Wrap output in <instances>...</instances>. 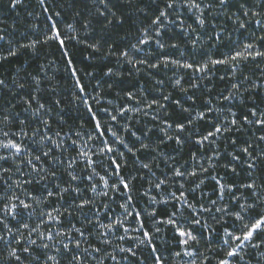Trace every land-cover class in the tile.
I'll return each instance as SVG.
<instances>
[{
	"label": "trees",
	"instance_id": "1",
	"mask_svg": "<svg viewBox=\"0 0 264 264\" xmlns=\"http://www.w3.org/2000/svg\"><path fill=\"white\" fill-rule=\"evenodd\" d=\"M185 2L186 0H178L175 10H169L170 19L177 23L163 25L161 36L156 37L153 31L155 26L151 25V20L155 15H158L157 9L165 6V0H108V8H104L98 0H45L43 6L40 5L39 0H22L15 8L9 6L8 0H0V29L4 30L2 34L6 36V41H0V55L5 54L10 45L17 48L15 57L0 61V79H4L9 85V88L0 87V141L5 140L2 131L19 132L21 125L18 121L25 120L27 124L25 130L28 131L29 138H25L23 144L29 151L39 150V144L33 143L31 139V130L39 126V121L32 116L31 111L23 110L26 105L23 104L22 99H19L30 90L31 77L38 76L42 81L39 93L41 100L51 103L55 99H59L62 102L59 108L52 104L53 111L48 117L51 127L50 129L41 127V131H48L50 135L60 131L62 134L67 133L68 136H72L79 129L83 135L78 142H88L87 134L93 129L94 124L90 121L84 105L74 99V96L78 95V90L75 87L71 69L68 67V59H71L77 71V78L84 85L86 95L90 98L92 108L100 110V116L107 119L102 109L107 108L115 113L121 107H129L132 110L125 113L124 116L117 117L118 123L113 126L114 129L129 146L135 145L140 148L141 142L149 145L148 150H140L135 156L127 152L124 145H114L117 148L115 154L117 159H120L119 152L125 154L124 159L120 161L123 165L121 175L130 179L135 177L131 181L133 187L131 196L132 207L136 211L144 212L155 209L156 218H163L174 210L175 202L156 204L151 202L150 197H155L159 201L169 192H176L178 195L181 190L185 191L188 201L197 207L200 204L210 205L211 200L218 199V192L214 190L216 188L215 181L211 179L212 175H216L218 178L223 176L227 183L236 184L235 194L241 198L242 203L245 202L244 197L249 194L250 190L240 189L239 184L253 179L259 186L264 181V164L258 165V170L254 171L253 176L249 178L247 170L242 167L241 163L232 162L240 173L238 176L234 175L231 171L226 172L223 167L231 160L227 155L228 152L233 151L230 141L221 138L215 144L205 143L201 147L195 143V140L200 133L206 134L211 126L207 121L223 123L225 117L231 118L230 110L237 114L252 106L264 110V58L238 59L234 62L230 61L228 65L213 66L210 63V58L221 59L233 55L237 51L245 52V44L254 45L252 49L248 50L250 52L264 51V39H261L264 37V0H229L226 9H221L219 6L205 8L206 23L203 28L196 23L195 10L190 12L187 7L182 6ZM196 2L202 6L209 3L218 5V0H196ZM242 4L244 8H241ZM45 7L49 9L47 13L44 12ZM97 8L103 10L108 18L113 20L111 25L104 26L106 21L99 16ZM245 9L250 10L248 16L244 15ZM251 10L259 12L260 15L252 16ZM56 12L60 13L59 17L54 15ZM111 12H115L116 16L113 17ZM233 13H236L240 20L246 23L245 28L239 27V21L233 22L235 20ZM49 15L53 16V21L58 23L64 35L78 38L66 42L68 57L63 55L59 45L55 43L38 44L35 50L19 47L20 44H26L29 40L41 37L48 30ZM229 17L232 18L229 19ZM179 19H183L185 22L184 31L180 28ZM258 19L262 21L260 25L256 23ZM69 24L72 25L71 30L68 28ZM85 24L88 25L87 28L84 27ZM189 25H191V29L188 28ZM145 29L148 30L151 39L148 43L141 45L138 41ZM217 33L220 34L219 38ZM157 40L164 45L163 48L158 46ZM194 40L196 41L195 47L192 44ZM173 44L177 46L172 47ZM89 45H97L99 50H94ZM133 45H137V48H133ZM125 51L129 56L121 59L120 54ZM166 58L169 61L179 60L181 63H191L196 67L207 64V68L203 73L196 72L194 69H185L170 62L165 64ZM129 59L132 63H129ZM139 61H144V63H139ZM152 65L156 66L152 67ZM233 65H238L235 73L232 71ZM109 68L112 69V73L105 75ZM13 76L25 82L29 87H26L25 90L15 89ZM221 77L224 78L221 79ZM177 80L180 81L179 85L176 84ZM233 83L238 84L243 95L237 94L236 99L231 103L223 101L222 96L233 91L231 88ZM50 87L55 91H50ZM129 92L134 94V99H128L127 93ZM165 96L168 97L167 100L164 99ZM92 97L100 99V104L92 103ZM153 99L157 100L158 104H163L164 107L153 105L148 108V103ZM176 101H179V106ZM205 101L210 103L206 105ZM183 108H188L190 112H183ZM208 108L213 111L207 112ZM136 109L139 111H135ZM202 111L207 114V121L194 120L191 125H188L187 130L180 133L184 140L182 146L176 145L174 140H166V133L172 136L177 135L175 122L183 121L187 125L190 114L196 116ZM5 115L11 118V123L3 122ZM154 117L156 118L154 119ZM82 121L85 123L81 129ZM165 122L171 123L173 127L168 129ZM124 124L128 125L130 131L123 130L122 125ZM149 128L152 131L148 136H144L145 131ZM252 131L249 129L226 135H232L240 141L250 140L256 143L251 136ZM132 132L140 137L139 141L132 135ZM68 136H65V140L70 145L71 140L68 139ZM9 138L19 142V138L16 136ZM107 138L112 139L110 136ZM35 139L38 141L39 136ZM162 139H165L166 142L161 143ZM260 147L264 148V142L260 144ZM217 148L220 159L215 163L219 166L215 169L209 168L208 172L201 173L200 166L208 167V157L213 155L211 149ZM0 154L8 155L3 149H0ZM54 154L57 157L62 155L60 151H55ZM193 154L197 157L196 161L192 159ZM64 155L74 156L75 153L69 152ZM239 155L243 159V154L239 153ZM93 159L97 161L96 171L99 174L93 177V182L97 185L98 192L108 191V196L112 199L103 195H94L88 190L89 182L85 179L79 182L83 190L81 198L91 197L95 207L75 210L71 217H68L65 212L61 217L63 220L61 225H50L41 223V220H47V217L41 215V211H51L61 204L67 207L76 193H72L71 196L65 194L63 200L53 197L38 205L33 202L31 209H17V219L8 218L9 226L13 228L15 235L8 236L4 232L2 224H0V235H4L11 241L12 247L21 249V255H24L22 249L27 244L28 230L20 228L18 221L28 223L31 228L39 225L40 231L45 234L49 227H52L55 232L57 228L67 229L75 224L77 227L83 228L85 234L88 235V233H94V229L93 225L85 219L86 216L94 219V214L99 211L100 219L105 222H107L108 216L123 218L120 203L124 197L106 189L99 179V176H105L109 184L113 182L114 178L104 171L110 161L101 156H94ZM141 163H149L151 171L141 168ZM175 166H180L182 170L186 169L189 172L195 168L198 175L174 177L172 168ZM4 167L12 168L13 171L10 173L0 172V196L11 195L12 192H15L21 199H25L27 193H32L40 196L43 200V197L46 196L45 185L55 189L56 183L67 179L66 176L61 175L59 181L49 180L40 185L24 184L20 188L16 187L14 183L16 179H35L36 174L32 173L27 166L22 167L23 175L16 172L11 157L7 161H0V169ZM82 173L83 165H79L76 174L81 175ZM164 178L168 179V184L162 186L161 190H157L155 182ZM201 179L204 181L202 184H200ZM181 183L184 185L183 189L180 188ZM197 184H200V187L193 192L192 189ZM9 185L11 188L8 187ZM230 196V193H225L224 200L218 201V203L236 207L230 204ZM78 202L79 200H77ZM104 203L108 204L107 209L103 207ZM3 205L4 201L0 200V216L3 214ZM61 210L63 211V209ZM183 213L184 216H181L180 219L184 221V217L189 213L186 208L183 209ZM213 215L220 216L221 213H215L213 210V213L200 214L201 223L207 222L208 231H204L200 226H195L193 229L200 237L199 243L193 242L195 246H198V255L202 256L199 264H218L219 260L226 257L223 232L225 227L232 228L234 221L231 217H225L226 223H217L212 218ZM132 219L135 220L134 217H131ZM143 221L144 230H149L153 234V242L158 248V254L161 256L163 264L176 263L178 258L174 255L176 252H180L181 248L177 243L179 237L174 238L172 229L166 228L164 225H157L161 231L156 233L153 228V218L150 216H144ZM187 225L189 228H193L190 223ZM17 228H20L23 233V239L19 245L15 244V238L19 235L16 233ZM117 230L123 234L122 229ZM100 231L103 230L100 229ZM140 233L142 234V232ZM72 235L76 236L75 233ZM107 235L109 236V233ZM31 238L40 242L37 233H33ZM258 238V240L264 239V233H260ZM56 239L61 238L56 237ZM99 239L95 234L88 235L91 244L98 245L102 252H111L117 257L120 264H126L125 257H128V260L134 259L135 264H140L141 259L144 260V264H151L150 249L140 244H133L132 239H125V244L137 251L136 258L128 256L126 252H120L121 246L113 237H110L109 244H100ZM87 246V244H82L81 250ZM4 247L3 242L0 241V249ZM33 249L37 254L40 253V250L35 249V246ZM262 252H264V246L259 250L249 248L244 261L247 264H261L263 259L258 262L257 258ZM90 264H98V260L93 259ZM104 264H115V262L110 258H105Z\"/></svg>",
	"mask_w": 264,
	"mask_h": 264
},
{
	"label": "snow or ice",
	"instance_id": "2",
	"mask_svg": "<svg viewBox=\"0 0 264 264\" xmlns=\"http://www.w3.org/2000/svg\"><path fill=\"white\" fill-rule=\"evenodd\" d=\"M9 6L11 8L17 7L22 0H8ZM99 4L103 5L104 8H108V0H98ZM41 6L45 4V0H39ZM178 0H165V6L163 8H158V15L151 20V25L155 26L153 31L155 32L156 37H160L162 33L163 25L165 24H176L177 21H173L170 19L171 13L169 10H175L177 7ZM229 0H218V5L214 3H209L205 5H201L197 3L196 0H186L183 7H187L189 11L195 10L196 13V23L203 28L206 23V18L204 16L205 8H213L219 6L221 9H226L228 7ZM241 8H244V5H241ZM49 11L48 8H44V12L47 13ZM248 9L244 10V15H249ZM97 12L100 17H103L106 21L105 27L111 25L113 23L112 19H109L106 13L97 8ZM56 17L60 16L59 12L54 14ZM113 17L116 16L115 12H111ZM235 16L234 23L239 21V27L245 28L246 23L240 20V17L236 15V13L232 14ZM252 16L260 15L259 12L255 10H251ZM232 17H229L231 19ZM48 20L50 24L48 26V30L44 32L41 37H37L35 39L29 40L26 44H20V48H27L31 50H35L38 44H50L55 43L58 44L63 55L68 57L67 41L69 40H77L76 36H66L62 33L61 29L58 26L57 22L53 21V16L49 15ZM180 28L184 31V20L179 19L178 21ZM256 23L260 25L262 23L261 20H256ZM85 28L88 27L87 24L84 25ZM215 27V25H213ZM68 28L71 30L72 25H68ZM191 29V25L188 26ZM3 29H0V41H6V36L3 35ZM220 34L217 33V37L219 38ZM151 39L148 30L145 29L141 33V38L139 39V44H146ZM199 39V37H197ZM264 39V37H261ZM79 42V41H78ZM10 43V42H9ZM157 44L160 48H163L164 45L157 40ZM193 47L196 46V41H192ZM94 50H99L97 45H89ZM172 47H176L177 45L173 44ZM254 47L253 44H245L244 49L245 52H235V54L230 56H225L221 59L210 58V63L215 65H228L230 61L234 62L238 59H256L257 57L264 58V51L256 50L254 53L248 51ZM133 48H137V45H133ZM247 53V54H245ZM17 55V48L10 45L5 54L0 55V61H6L10 57H15ZM129 54L127 51L120 54V58H128ZM172 63L179 67H183L185 69H194L196 72H205L207 68V64L202 65L200 67H196L191 63H181L179 60L169 61L167 58L164 60L165 64ZM129 63H132L131 59H129ZM139 63H144V61H139ZM156 65H152L155 67ZM44 67V65H41ZM68 67L71 69V75L74 78L75 87L78 90V95L74 96V99L79 100L85 107L90 121L94 124L93 129L87 134V141L91 142H78L82 137L83 133L81 130H76L72 136H68L67 133L62 134L60 131H57L53 135H50L48 131H41V127L44 129H50L51 124L48 117L51 116L53 111L52 104H54L57 108L61 106V100L55 99L51 103L46 101H42L40 97V89H41V79L38 76L31 77V87L30 90L25 92L22 97L23 104L26 107L23 109L25 112L31 111V114L34 118L39 121V126L32 129V142L38 143L40 148L39 150L29 151L27 147L23 144V140L25 138H29L28 131L25 130L27 127L25 120H19V124L21 128L19 132L9 133L8 131H2V135L5 137V140L0 141V149L5 150L8 155L0 154V161H7L10 157L13 160V165L16 172H20L23 175L22 167L27 166L32 173L36 174V178H28V179H16L14 181L16 187L22 188L24 184H37L40 185L45 181H59L60 176H66L67 179L62 180L60 183H56L55 189L49 188L45 185L46 196L43 197V200L40 196H36L32 193H27L25 199H21L19 196L12 192L11 195L0 196V200L4 201L2 216H0V224L3 225L4 232L8 236H14L13 228L9 226L8 218L11 217L13 220L17 219L18 208H23L25 210L31 209L33 207V202L35 204H40L49 198H58L59 200H63L65 194L71 196L72 193H76L75 196L72 197L71 203L65 207L61 204L59 207L53 208L51 211H41V215L43 217H47V220H41V223H49L50 225H61L63 220L61 217L64 216L66 212L68 217L73 215L75 210H83L86 207H95L94 200L91 197L81 198L82 189L80 187V183L83 180H87L89 183L87 188L94 195H103L108 199H112V197L108 196V191L98 192L97 185L93 182V177L99 175L96 171L97 161L93 159L94 156H101L104 159L110 161L108 166L104 169L105 173L111 175L114 180L111 184L105 178V176H99V179L103 182L106 189L110 190L113 193H119L124 197L123 201L120 203V208L123 210V218L107 217V222L100 219V213L97 211L94 214V219L85 217L89 224L93 225L94 233H88V235L95 234L98 236L100 244H109L110 240L108 238V233H115L117 229H123V235L118 236L117 238L120 240H124L126 237L129 239L138 240L140 245H143L150 249L151 251V264H163V260L161 256L158 254V248L154 245L153 242V234L149 230H144V216H150L153 218V228L156 233L161 231L160 227L157 225H164L166 228H170L173 231L174 238L179 237L177 243L182 247L187 249L191 243H199V235L194 232L195 226H200L204 229V231H208L207 222L201 223V213H221L220 216L213 215L212 218L217 221V223H226L225 217H231L234 221L232 225V230H229L227 227L224 228L223 235L226 238L224 239V244L228 246V251L226 253L227 257H240V261L243 264H247L244 261V257L241 255V252L250 247L252 249L259 250L262 246H264V239L255 240V237L260 233H264V181L258 186L256 181L253 179H249L248 182H241L239 184L240 189L250 190L249 194L244 197L245 202H241V198L235 194L237 190V186L234 183H227L223 176L219 178L216 175H212L211 179L215 181L216 188L215 191L218 192V199L211 200L210 205L200 204L197 207L195 204H192L188 201L187 195L185 191L181 190L177 195L176 192H169L166 196H164L161 200H156L155 197H150L152 203H164L169 204L170 202L174 203V210L171 213L166 214L163 218H156L157 213L156 210L153 209L151 211L145 210L144 212L136 211L135 208L132 207L133 199L131 196V192L133 191L132 187V179L135 177L127 178L121 175V159H124V152H119L120 159H117L115 154L117 153V148L114 145L122 144L126 148L127 152L131 153L133 156L140 150H148L149 145L141 142L140 148H137L135 145L129 146L124 138L118 134V131L114 129V125L118 123L117 117L124 116L125 113L132 110L129 107H121L116 110L115 113L109 111L107 108L102 109L105 113L107 119L102 118L99 114L100 110H94L90 103V98L86 95V89L81 81L77 78V71L73 66V62L71 59H68ZM238 65H233L232 71L236 72ZM112 73V69L109 68L105 75H109ZM91 75V73H88ZM224 77H221L223 79ZM247 79V77H245ZM176 84L179 85L180 81L177 80ZM13 86L15 89L25 90L26 87H29L22 80L17 79L13 76ZM0 87L9 88V85L6 83L4 79H0ZM111 87V85H109ZM195 87V85H193ZM233 91H229L227 95L222 96L223 101H231L236 99V95H243L240 91L238 84L233 83L231 86ZM50 91H55L51 87ZM15 94V93H13ZM127 97L129 100L134 99V94L129 92L127 93ZM165 100L168 99L167 96L164 97ZM191 99V98H190ZM253 97V101H254ZM92 103L100 104V99L96 97L91 98ZM179 106V101H176ZM209 101H205V104H209ZM47 104V106H46ZM153 105H157L158 107L163 108V104H158V101L153 99L150 103H148L147 107L151 108ZM15 107V105H13ZM135 111H139L136 109ZM183 112L189 113L190 110L188 108H183ZM211 108L207 109V112H212ZM47 114V115H45ZM147 114V113H145ZM230 117H225L224 122L220 123L207 121V114L205 112H199L196 116L189 115L187 125L183 121L175 122V132L177 135L172 136L166 133V140H174L175 144L178 146H182L184 144V140L180 133H183L187 130V126L191 125L194 120H206L211 126L208 128L206 134L200 133L199 137L195 140L197 145L201 147L204 146L205 143L212 145L215 144L217 140L223 138L225 141H230L233 146V151L228 152L227 155L230 156L231 160L223 165L226 172L231 171L234 175H239L240 173L237 171V167L232 162L241 163L242 167L247 170V175L249 178L253 176V172L258 170V165L264 164V148L260 147V144L264 142V110L259 109L255 106L248 107L246 111H242L237 114L235 111L230 110ZM156 117H154L155 119ZM5 124L11 123V118L8 115L4 116ZM84 121L81 122L80 128L82 129L84 126ZM166 123V127L171 129L173 125L171 123ZM107 125V127H105ZM122 128L125 132L130 131L127 124L122 125ZM249 129H252L251 136L256 143H253L250 140L240 141L238 138H234L232 135H226L231 133L244 132ZM71 131V129H70ZM152 131L151 128L145 131L144 136H148V134ZM132 135L136 138V140H140V137L136 135L135 132H132ZM10 136H16L19 138V142L9 138ZM39 136V140L37 141L35 137ZM65 136H68V139L71 140V144L68 145L67 140H65ZM112 137V139H108L107 137ZM165 139L161 140V143L166 142ZM67 145V146H66ZM213 151V155L208 157L209 165L205 168L203 165L200 166V172H208L209 168L215 169L219 165L215 163L220 159L219 150L211 149ZM55 151H60L62 153L61 156L57 157L54 153ZM74 152L75 155H64V153ZM35 153V154H34ZM239 153L243 154V159ZM193 161H196L197 157L195 154L192 156ZM126 162V161H125ZM79 165H83V173L81 175L76 174V169ZM140 167L143 169H147L151 171V167L149 163H141ZM12 168L4 167L0 169V172L10 173L12 172ZM60 173V175H58ZM172 175L174 177H185V176H197L198 172L194 168L191 172L182 170L180 166H175L172 168ZM11 179V177H9ZM168 179H159L155 182V188L157 190H161L162 186L168 184ZM204 181L200 180V184ZM200 184H197L195 188L192 189L193 192L196 191L197 188L200 187ZM63 185V186H62ZM11 188V185L8 186ZM180 188L183 189L184 185L181 183ZM225 193H230V204L235 205L236 207H229V205H221L218 201H223L225 197ZM77 200L79 202L77 203ZM103 207L105 209L108 208V204L104 203ZM187 209L189 215L184 217V222H181L180 217L184 216L183 209ZM63 209V211L61 210ZM253 213H255L253 215ZM134 217L137 227H129L126 226L128 223V218ZM20 224V228L28 230V239L27 244L23 247L22 252L24 255H21V249L17 247H12V242L5 238L4 235H0V241L3 242L5 246L3 249H0V264H90V261L93 259L98 260V264H104L105 258H110L115 264H120V261L117 260V257L113 255L111 252L103 251L98 245H93L88 240V235L85 234V231L81 227H77L75 224H72L70 228L62 229L57 228L55 232H53L52 227H49L47 234L40 231L39 225L35 228H31L28 223H24L23 221H18ZM190 223L193 228L187 227V224ZM20 228L16 229V233L19 235L15 238V244L19 245L21 240L23 239V233L20 231ZM102 229L103 231H100ZM130 232H142V237L139 236H129ZM37 233L39 243L37 239H33L32 234ZM72 233H75L76 236H73ZM56 237H60L61 239L57 240ZM79 237V238H77ZM87 244V247H84L81 250V245ZM39 249L40 253L37 254L33 249ZM120 252L128 253V256L136 258L138 256L137 251L133 247H120ZM6 253V254H5ZM185 255L191 256L193 255L190 251H185ZM176 256L181 255L180 252L175 253ZM126 264H135V260H128V257L124 258ZM258 262L261 259H264V252L260 253L257 258ZM140 264H144V260L141 259ZM191 264H195L193 260ZM219 264H232L229 259H221L219 260Z\"/></svg>",
	"mask_w": 264,
	"mask_h": 264
},
{
	"label": "rangeland",
	"instance_id": "3",
	"mask_svg": "<svg viewBox=\"0 0 264 264\" xmlns=\"http://www.w3.org/2000/svg\"><path fill=\"white\" fill-rule=\"evenodd\" d=\"M181 222H184L183 220H181ZM126 226H129V227H137V224H136V222H135V220H131V217H129L128 218V223L126 224ZM187 227H189V225H187ZM229 230H232V228H228ZM122 232H123V229H122ZM120 234H122V233H120L119 232V230H116V232L113 234V233H109V240H110V237H113L115 240H117L118 241V243H119V245L121 246V247H124V248H128V245H126L125 243V239H129V238H125L124 240H120V239H118L117 237L118 236H120ZM123 235V234H122ZM129 236H139L140 238H143L142 237V234L140 233V232H130L129 233ZM224 239H230V238H226V237H224V235H223V244H224ZM258 235L255 237V240L256 241H258ZM132 243L133 244H136V245H138L139 244V241L138 240H134V239H132ZM225 245V244H224ZM225 250H224V253H227V251H228V246H226L225 245ZM197 248H198V246H195L193 243H191L190 244V246H188L187 247V249H185V248H180V253H181V255L180 256H176V255H174V257H176V258H178V260L176 261V263H174V264H191V262L194 260L195 261V264H199L200 263V260H202L201 259V255H198V252H197ZM249 248L250 247H247V248H245L242 252H241V255L243 256V257H245V255L248 253V251H249ZM185 251H190V252H192L193 253V255H191V256H188V255H185L184 253H185ZM224 259H229L231 262H232V264H241L242 262L240 261V257L239 256H236V257H227V255H226V257L224 258ZM213 263V262H212ZM219 264V263H218ZM261 264H264V259L263 260H261Z\"/></svg>",
	"mask_w": 264,
	"mask_h": 264
}]
</instances>
